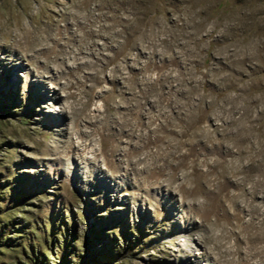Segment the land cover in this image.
I'll return each instance as SVG.
<instances>
[{
  "label": "rangeland",
  "instance_id": "374dc122",
  "mask_svg": "<svg viewBox=\"0 0 264 264\" xmlns=\"http://www.w3.org/2000/svg\"><path fill=\"white\" fill-rule=\"evenodd\" d=\"M239 134L264 140V0H0V264H264Z\"/></svg>",
  "mask_w": 264,
  "mask_h": 264
},
{
  "label": "bare ground",
  "instance_id": "6f19581e",
  "mask_svg": "<svg viewBox=\"0 0 264 264\" xmlns=\"http://www.w3.org/2000/svg\"><path fill=\"white\" fill-rule=\"evenodd\" d=\"M54 74L55 77L58 76V73L60 75V71H54L52 72ZM48 77H51L50 75H48ZM50 93L52 94H48L51 96L53 101H57L60 99V95L58 94L59 88H57L56 86H50ZM47 95V96H48ZM68 108L65 104L62 103V108L58 109L55 108V110H57L58 113H63L64 109ZM195 127V126H194ZM250 128V126L248 127ZM194 132V131H193ZM235 134H237V132H235ZM195 135V134H194ZM248 135V134H247ZM225 140L228 141V137H225V135H222V137L220 139H216L213 143L214 145H223V143L225 142ZM232 142V148H227V151L232 155L231 153V149L235 148V154L239 156H241L242 154H248L251 153L253 149L256 150V152L259 150V148L262 150L263 146H264V140H261L258 136L255 135H250L246 136L245 134H239L237 136H233L232 138L229 139ZM229 141V142H230ZM228 144V143H227ZM226 147V146H225ZM225 149V148H224ZM258 149V150H257ZM233 151V150H232ZM233 152V153H234ZM258 153V152H257ZM256 153V154H257ZM260 154V153H259ZM92 155L96 156V154L92 153ZM230 155V156H231ZM237 158V157H236ZM255 158V157H254ZM252 159V158H251ZM263 159V158H262ZM241 160V159H240ZM253 161V160H251ZM264 161V160H263ZM111 161H108L107 159H105V164H110ZM219 163H223L221 161H219ZM259 165V164H258ZM239 166V165H238ZM257 169V168H256ZM239 171V170H238ZM159 172H161V169L159 168ZM148 176L145 177L144 179V183L148 180H151L152 184L157 182V179L155 177V172H150L148 173ZM247 175V174H246ZM143 183V184H144ZM148 183H150V181H148ZM147 184V183H145ZM202 238L200 235L196 234V236L193 238V241H201ZM193 244L189 245L191 247V257H193L195 260L197 259H201L202 255L204 254L205 251H203L201 248H194L192 247ZM200 245V244H199ZM204 264V263H203ZM206 264V263H205Z\"/></svg>",
  "mask_w": 264,
  "mask_h": 264
}]
</instances>
